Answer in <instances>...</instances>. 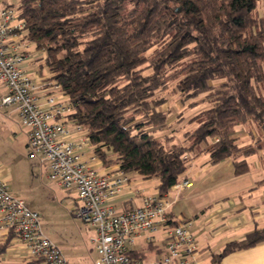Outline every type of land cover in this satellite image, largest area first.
Segmentation results:
<instances>
[{
	"label": "trees",
	"instance_id": "16d2710c",
	"mask_svg": "<svg viewBox=\"0 0 264 264\" xmlns=\"http://www.w3.org/2000/svg\"><path fill=\"white\" fill-rule=\"evenodd\" d=\"M25 36L45 53L50 80L76 107L105 166L157 180L164 196L182 182L203 145L211 164L231 158L235 174L264 149V0H13ZM209 107L184 136L160 139L170 112L162 94ZM251 143H239L238 127ZM169 223H173L170 219ZM12 234L0 242V257ZM264 241V228L228 242L220 259ZM148 249L163 248L150 244ZM133 256L146 258L143 250ZM42 259H34L38 264Z\"/></svg>",
	"mask_w": 264,
	"mask_h": 264
},
{
	"label": "built area",
	"instance_id": "2783aa9c",
	"mask_svg": "<svg viewBox=\"0 0 264 264\" xmlns=\"http://www.w3.org/2000/svg\"><path fill=\"white\" fill-rule=\"evenodd\" d=\"M35 44L25 36V22L12 0H0V109L15 106L22 126L28 129L29 156L45 167L48 178L57 186L76 192L72 212L94 227L97 258L94 264H192L198 244L191 221L169 223L170 194L144 198L142 205L119 211L115 199L129 182L126 172L116 165L100 172L101 161L95 152L87 127L75 119L76 107L53 80L43 94L27 64L34 59ZM188 185L187 181L173 189ZM0 215L7 228L25 243L32 258L43 264H67L60 247L46 237L39 212L23 199L11 194L0 179ZM165 240L161 251L150 260L133 256L138 239L153 243L157 234Z\"/></svg>",
	"mask_w": 264,
	"mask_h": 264
},
{
	"label": "crops",
	"instance_id": "0c3cea01",
	"mask_svg": "<svg viewBox=\"0 0 264 264\" xmlns=\"http://www.w3.org/2000/svg\"><path fill=\"white\" fill-rule=\"evenodd\" d=\"M34 55V59L28 62L27 69L38 85L40 94H43L51 82V74L47 69L41 68L45 53L36 49ZM4 93L5 89L0 86V95ZM0 112L16 121L18 119L16 128L19 129L21 123L15 106L6 107ZM4 116L0 114V121L6 120ZM238 131L239 143H251L252 138L246 128L239 126ZM206 148L207 146L203 145L201 150L191 154L188 168L181 180L187 181L188 185L176 190L172 188L169 192L173 202L167 214L169 221L184 219L192 222L191 230L198 244L196 258L192 264H264V241L254 247L232 252L220 259L214 258L216 254L221 253L228 242L243 239L256 228H264V149L247 157L250 165L247 173L236 175L231 158L213 165L205 152ZM116 165L118 164L105 166L100 161L97 169L100 172H108ZM127 175L129 182L114 202L119 211L142 205L144 198L158 195V192L147 190V183L151 179L144 178L136 172ZM10 178V168L5 167L0 160V179L8 183ZM178 204L179 208H176ZM95 233L91 238L94 247ZM11 234L10 246L7 252L1 255L0 264H32L34 259H38L29 255L24 241L4 225L0 215V242L7 240ZM150 244L163 248L165 240L162 233L157 234L153 243H146L142 238L138 239L133 251L143 250L146 258L148 256L152 258L157 250L148 249ZM96 258L97 253L95 260ZM38 264H43V261Z\"/></svg>",
	"mask_w": 264,
	"mask_h": 264
},
{
	"label": "rangeland",
	"instance_id": "374dc122",
	"mask_svg": "<svg viewBox=\"0 0 264 264\" xmlns=\"http://www.w3.org/2000/svg\"><path fill=\"white\" fill-rule=\"evenodd\" d=\"M176 91L173 83L162 93L167 98L163 109L170 112L167 124L150 130H154L160 139L169 135L174 136L177 142L186 144L184 134L195 126L190 118L210 104L200 97L196 99L199 104L192 107L189 105L192 101L185 102ZM0 114L4 116L2 112ZM4 117L6 120L0 121V160L5 167L10 168L11 178L7 183L9 191L39 212L43 233L58 243L67 257V264H94L97 252L91 238L95 229L76 217L71 210L75 204L69 199L76 200L77 193L58 188L47 177L45 167L36 164L29 156L28 129L22 125L17 129V118L16 121L12 117ZM156 183L155 178L147 183L148 192L157 193ZM176 208H179V204ZM150 257L146 259L150 260Z\"/></svg>",
	"mask_w": 264,
	"mask_h": 264
}]
</instances>
